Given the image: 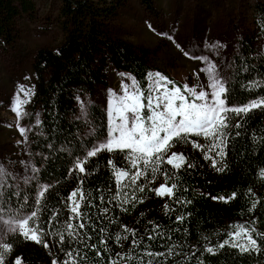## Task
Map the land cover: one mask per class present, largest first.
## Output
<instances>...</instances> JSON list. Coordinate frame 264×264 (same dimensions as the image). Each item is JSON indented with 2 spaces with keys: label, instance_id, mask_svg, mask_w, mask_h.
<instances>
[{
  "label": "trees",
  "instance_id": "1",
  "mask_svg": "<svg viewBox=\"0 0 264 264\" xmlns=\"http://www.w3.org/2000/svg\"><path fill=\"white\" fill-rule=\"evenodd\" d=\"M130 1L60 0L56 21L60 41L55 47L40 48L35 53L30 112L33 117L39 113L40 123L30 133V153L34 167L39 171L35 173V180L22 189L9 185L2 188L0 204L8 207L6 202L10 201V206H22L24 213H30L37 207L34 202L37 188L50 185L44 200L45 208L38 219V223L49 233L60 232L66 236L69 212L60 201H66L69 193L80 186L78 180L81 178L78 172L69 174V169L77 156H83L107 132L104 110L91 104L88 118L93 131L85 136L86 126L78 117V98L83 94L92 96L98 87L105 86L110 69L131 75L147 91V77L153 70V53L114 33L115 21ZM133 1L150 15H158L154 0ZM251 13L249 31L239 40L237 53L227 71L226 81L232 104H243L264 96V4L257 1ZM36 15L34 0H0V53L16 47L21 41V23L37 21ZM29 121L33 123L32 118ZM235 122L236 117L233 116L226 156L218 164V167L226 165L224 172H217L211 161L204 159L209 140L200 148L188 147L185 157L191 168L185 166L177 171L170 165L162 166L170 177L168 183L177 184L176 197L192 201L190 204L157 197L150 189L165 182L164 175L157 173L154 181L151 175L139 181L146 190L138 192L137 196L144 202L136 203L135 207L125 205L127 211L122 210L118 206L119 201L113 199L117 184L108 161H113L117 169L133 170L125 153L104 151L92 158L88 168L94 174L84 177V184L80 186L85 193H90L89 199L93 204L109 208L107 219L100 216L97 208L86 209L96 222L97 229L95 233L90 229L84 230L92 235L88 244L95 243L101 256L97 257L95 251L83 244L69 245L67 237L65 244L60 245L58 236H46L49 248H45L12 234L4 239L12 245L4 264H14L18 257L21 264H53V260L64 264L66 251L72 248L87 256L86 261H80L77 255L78 264H108L110 257L117 264H137L138 261L147 264L153 259L145 255L147 252L164 253V256L155 258L160 264H264V240L258 235L264 233V178L259 175L264 170V110H254L239 129L234 127ZM236 132L240 134L237 136ZM208 155L219 160L214 152H208ZM17 191L29 197L27 204H23L22 196L15 195ZM233 192L237 193V198L228 203L211 199L212 196H230ZM101 194L106 198L104 204L99 201ZM253 203L257 207L250 210ZM165 204L169 205L168 209H165ZM53 209L59 211V218L49 227L47 221ZM177 216H183V221L177 222ZM72 223L75 225L77 221ZM239 225L257 229L252 235L260 244L261 251L241 253L231 246L218 247L224 240L230 239L228 234ZM100 227L107 229L103 234L109 237L107 250L99 243ZM125 228L135 235L126 232ZM117 234L128 239L117 242ZM149 235H156L157 238L149 240ZM133 239L140 241V246L134 248ZM238 242L247 243L243 238ZM207 246L215 247L216 254L205 252ZM170 248L172 256L168 255ZM116 253L125 259L121 260ZM129 254L134 259H127Z\"/></svg>",
  "mask_w": 264,
  "mask_h": 264
},
{
  "label": "snow or ice",
  "instance_id": "2",
  "mask_svg": "<svg viewBox=\"0 0 264 264\" xmlns=\"http://www.w3.org/2000/svg\"><path fill=\"white\" fill-rule=\"evenodd\" d=\"M186 56L192 59L207 62V67L200 69L201 72L207 74V90H199L187 84L184 85L183 90L176 86L174 82L167 79L161 73H149V77H154L152 86L147 88V91L141 87L135 80L131 78V84L121 85V93H115L109 90L107 117H108V135L105 140L100 141L83 156H77L73 162V167L69 169V174L78 172L80 179L78 185L84 184V177L94 174L89 171L88 165L92 158L97 157L101 152L107 151L125 153V158L129 162L131 169L120 170L117 169L113 161L109 160L108 164L113 169V175L117 184V192L113 197L118 200V206L122 210L127 211L125 205L135 207L136 203H143V199L137 196V193H143L145 186L139 183L142 179H146L149 175L152 181L155 180L157 173H162L165 177V182L159 187L150 189L154 191L155 195L160 198L168 197L169 199H176L177 203H191L192 201H184L176 197L177 184H169L170 179L168 172L163 170V165H170L173 169L179 171L187 166L191 168L192 165L187 162L183 153L172 152L171 155L167 153L174 146L176 142H189L190 136H203L210 141L207 152L204 154V159L210 160L211 165L217 172H224L225 166L218 164L224 160L226 156L225 148L229 139V129L233 127V116L236 117L234 127L239 129L243 127V121L254 110H264V96L249 100L243 104H232L230 101V89L227 86V81L222 76L217 68V65L208 62L207 56H198L185 52ZM122 76L125 74H121ZM28 79V77H25ZM172 87L169 88L168 85ZM258 85H253V87ZM18 93H23L25 97L30 98L32 93L31 88H25L23 85L18 87ZM29 99L21 101L19 95L15 98L12 111L17 116L18 120L22 119L27 113L23 110L22 105L29 103ZM40 121L37 120V124ZM28 129L23 126L19 127L21 136H25ZM240 133L236 132L238 136ZM194 148H200L201 145L192 141ZM51 148L52 145H49ZM208 152H214L219 160L208 155ZM37 168H32L33 173H37ZM5 175V169L0 165V177ZM259 175L264 178V170ZM35 179V176L27 177L24 184H29ZM149 181V182H152ZM78 186L71 193H69L66 201H60L65 204L69 212L66 222V236L63 233L55 232L49 233L46 228L38 223L39 213L45 208V196L50 189V185H40L36 191L35 205L36 210L30 213H24L21 208H14L9 204H0V264H4L6 254L12 251L11 243L5 242L3 236L18 234L27 241H33L41 244L45 248H49V243L45 239L46 236L56 235L59 238V244L64 245L67 242L72 244H83L85 247L95 251L97 257L101 256V252L97 250L95 243L88 244L92 240V235L85 232V229H90L91 232L97 231L95 221L86 209L97 208L100 216L107 219L109 208L98 207L89 199L90 193H85L82 187ZM3 185H0L2 188ZM97 191H100L99 189ZM187 191V189H184ZM251 192V189L249 190ZM17 197L22 196L23 204H27L29 197L23 195L20 191L15 193ZM210 195V194H207ZM237 198V193L233 192L230 196H212L211 199L230 202ZM101 204L106 202L103 194L99 196ZM165 209L169 208L165 204ZM257 207L256 203L251 205V209ZM7 213V218L5 214ZM59 218V211L53 209L51 211L50 219L47 225L51 227ZM183 216H177V222L183 221ZM77 223L74 225L72 221ZM111 223V221H109ZM255 223V221H253ZM159 226L157 225L156 228ZM126 232L135 233L127 228ZM107 231L106 228L100 227L101 234L99 243L107 250V242L109 237L103 235ZM256 228H249L245 225H239L233 232L228 235L230 239L224 240L218 245L220 249L225 246L238 248L241 253H249L253 251H261V246L257 239L252 235L256 233ZM158 235V233H157ZM262 240H264V233H258ZM156 235H149V240H155ZM243 238L247 243H239ZM128 239L127 236L117 234L115 240L117 242ZM141 242L133 239V247L140 246ZM216 248L207 246L204 251L215 255ZM80 256V261H86V254H81L79 249L72 248L66 251L67 259L64 264H78L76 256ZM121 260L125 259L119 253L115 254ZM145 255L152 257L147 264H160L155 258L164 256V253L147 252ZM168 255H173V250L170 248ZM176 255H179L178 253ZM127 259H134L131 254ZM14 264H21V259L18 257ZM53 264H58L53 260ZM108 264H117L113 258H109ZM137 264H143L138 261ZM202 264V262H201Z\"/></svg>",
  "mask_w": 264,
  "mask_h": 264
},
{
  "label": "rangeland",
  "instance_id": "3",
  "mask_svg": "<svg viewBox=\"0 0 264 264\" xmlns=\"http://www.w3.org/2000/svg\"><path fill=\"white\" fill-rule=\"evenodd\" d=\"M257 1L264 4V0H154L158 15L152 16L138 2L131 0L115 21L114 33L153 53V70L150 73H161L182 90L185 84L197 91L207 90V74L200 71L207 67V62L192 59L185 52L207 56L208 62L215 63L226 79L239 40L249 31L251 9ZM34 2L37 21H23L20 25L21 41L13 50L0 53V165L5 169V175L0 177L2 188L9 185L22 189L28 185L24 180L35 176L32 172L35 167L30 153V133L37 128L39 113L33 117L30 112L32 95L25 97L18 93V87L31 88L33 93L32 64L36 51L55 47L61 38L56 22L60 0ZM121 74L110 69L105 86L98 87L94 95L83 94L77 100L78 117L86 126L85 136L93 131L88 118L89 106L96 104L105 112L107 132L94 146L108 135L109 90L121 93L122 83L131 84L133 77ZM153 79L147 77L146 90L152 86ZM17 95L21 101L30 100L22 105L27 115L19 120L12 111ZM30 118L33 123H30ZM20 126L28 129L25 136H21ZM206 140L203 136H190L189 142H176L167 154L177 152L185 156L188 147L194 148L192 141L201 145ZM7 236H3V240Z\"/></svg>",
  "mask_w": 264,
  "mask_h": 264
}]
</instances>
